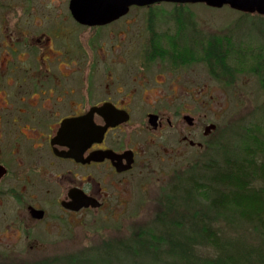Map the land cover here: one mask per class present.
<instances>
[{
	"label": "rangeland",
	"instance_id": "374dc122",
	"mask_svg": "<svg viewBox=\"0 0 264 264\" xmlns=\"http://www.w3.org/2000/svg\"><path fill=\"white\" fill-rule=\"evenodd\" d=\"M4 2L41 6L59 0H0ZM109 28L100 36L117 41L120 35L130 59L126 69L109 75L108 81L120 82L124 90L135 93L143 122L152 110L175 121H183L182 112L189 110L194 127L183 123L191 139L203 146L181 143L176 129L154 142L150 134L139 132L137 139L145 151L124 190L114 195L121 201L115 216L104 219L103 212L90 214L87 225L76 229L75 249L0 250V264H188L190 258L193 264H221L224 258L200 239L203 224L216 231L225 248L229 246L227 252L244 257L249 264H264V238L235 211L214 210L184 189L190 187L191 178L210 177L209 163L243 158L250 130L264 132V70H254L256 64L264 63V16L227 6L162 3L133 7ZM79 36L78 31L75 37ZM211 39L221 40L224 50L238 55L233 53L228 62L218 65L215 74L209 70L211 58L204 61L200 45ZM172 42L182 50L169 49ZM170 51L179 61L189 62L173 64V56L145 59L150 53ZM246 56L245 66L237 63ZM209 124L216 129L204 137ZM154 240L157 249L152 246Z\"/></svg>",
	"mask_w": 264,
	"mask_h": 264
},
{
	"label": "flooded vegetation",
	"instance_id": "af4514ba",
	"mask_svg": "<svg viewBox=\"0 0 264 264\" xmlns=\"http://www.w3.org/2000/svg\"><path fill=\"white\" fill-rule=\"evenodd\" d=\"M162 3L167 2L145 7ZM133 7L142 8L132 6L129 12ZM126 15L91 26L75 19L70 0L41 6L0 3V250L75 249L76 229L87 225L90 214L115 216L121 201L114 195L124 190L145 151L139 132L150 134L154 142L176 129L181 143L203 146L191 139L183 123L186 115L192 116L189 110L182 112L183 121L152 110L143 122L135 93L108 81L109 75L126 69L130 58L121 30L117 41L100 34L109 33ZM164 53L145 59L175 58L173 51ZM106 105L92 115L96 127L106 126L107 118L129 119L86 147L70 144L71 131L59 136L65 120ZM150 114L158 116L157 127L149 124ZM194 121L187 127H194ZM210 125L215 128L206 131ZM208 126L204 137L216 129ZM128 152L133 163L125 170ZM89 200L96 205L74 209Z\"/></svg>",
	"mask_w": 264,
	"mask_h": 264
},
{
	"label": "trees",
	"instance_id": "16d2710c",
	"mask_svg": "<svg viewBox=\"0 0 264 264\" xmlns=\"http://www.w3.org/2000/svg\"><path fill=\"white\" fill-rule=\"evenodd\" d=\"M172 44H174L172 47L174 49H169L182 50L178 48L177 43L172 42ZM200 45L204 53V61L207 63V59L209 62V58H211L209 63L212 65L209 70L212 74L217 72L218 65L221 66L222 62H228V58L233 53L237 55L235 50H224L225 47L219 39L207 40L206 45L202 43ZM173 60L175 64L183 63L178 58H173ZM185 61L189 62L187 59ZM246 62L247 56L243 62L238 61L237 63L245 66ZM259 68L263 71L264 63L261 66L257 64L254 66V70H259ZM261 84L264 88V73L261 77ZM246 139L243 158H225L220 164L209 163L206 166L211 171L210 177L207 180L191 178L190 187L184 189L191 197L204 200L214 210L231 209L235 211L241 221L251 226L261 238H264V132L250 130ZM202 226L199 231L200 239L213 247L224 258L221 264H249L244 257L235 255L233 251V254L229 253L231 250L227 252V249H230L229 246L225 248L223 240L215 230L213 231L206 224ZM153 243L152 246L157 249L155 246L157 241L154 240ZM191 260L192 258L188 264Z\"/></svg>",
	"mask_w": 264,
	"mask_h": 264
},
{
	"label": "water",
	"instance_id": "95a60500",
	"mask_svg": "<svg viewBox=\"0 0 264 264\" xmlns=\"http://www.w3.org/2000/svg\"><path fill=\"white\" fill-rule=\"evenodd\" d=\"M178 3V4H205L208 7L222 9L223 7H230L233 10L243 13H257L264 16V0H70V8L76 20L86 25H104L110 23L126 14H128L132 6L145 7L155 3ZM110 105H106L101 109L95 108L88 115L80 118L67 119L63 122L62 128L59 132V136L63 137L66 131H71L69 134L70 144H78L80 147H86L94 141H98L104 134L105 130L109 127H115L118 124L127 121L128 116L117 119L107 118L106 126L98 128L93 125L92 115L94 111L103 110ZM157 115H149V124L157 127ZM184 120L187 124L191 125L194 118L190 115H186ZM210 127L215 128L214 125H210L206 128V131L210 130ZM194 145V142H190ZM200 146V144H198ZM131 152L126 153L124 157L128 158V165L124 167L128 170L132 167L133 160L129 161V155ZM66 155H73L68 153ZM96 203L93 200L83 201L76 203L74 209H80L81 207L88 206L89 204Z\"/></svg>",
	"mask_w": 264,
	"mask_h": 264
}]
</instances>
